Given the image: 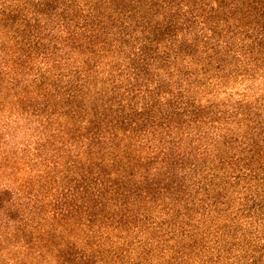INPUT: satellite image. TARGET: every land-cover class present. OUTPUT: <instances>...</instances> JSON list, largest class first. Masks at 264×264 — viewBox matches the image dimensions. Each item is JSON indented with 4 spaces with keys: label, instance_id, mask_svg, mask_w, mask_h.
<instances>
[{
    "label": "trees",
    "instance_id": "16d2710c",
    "mask_svg": "<svg viewBox=\"0 0 264 264\" xmlns=\"http://www.w3.org/2000/svg\"><path fill=\"white\" fill-rule=\"evenodd\" d=\"M262 74L264 0H0V264H264Z\"/></svg>",
    "mask_w": 264,
    "mask_h": 264
},
{
    "label": "rangeland",
    "instance_id": "374dc122",
    "mask_svg": "<svg viewBox=\"0 0 264 264\" xmlns=\"http://www.w3.org/2000/svg\"><path fill=\"white\" fill-rule=\"evenodd\" d=\"M228 94H235L246 96L253 104L257 103L258 106H264V74L252 79L251 81L238 82L225 87ZM220 97V96H219ZM236 98H242L235 96ZM224 98V95L221 96V99Z\"/></svg>",
    "mask_w": 264,
    "mask_h": 264
}]
</instances>
